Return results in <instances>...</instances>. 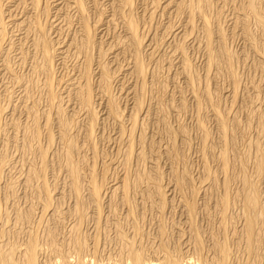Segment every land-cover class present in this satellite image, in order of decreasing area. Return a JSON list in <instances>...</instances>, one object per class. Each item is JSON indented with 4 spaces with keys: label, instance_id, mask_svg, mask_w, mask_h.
<instances>
[{
    "label": "rangeland",
    "instance_id": "rangeland-1",
    "mask_svg": "<svg viewBox=\"0 0 264 264\" xmlns=\"http://www.w3.org/2000/svg\"><path fill=\"white\" fill-rule=\"evenodd\" d=\"M213 1L215 5H213V7H216L214 8L215 13L210 14L214 15H212L214 18L211 16V21H213L211 26L214 30L213 44L215 47L219 45V33L217 32L218 29L215 31V28L221 27L222 35L224 38L226 37L224 44L226 43L225 46L227 49L234 54V76L232 77L226 72L223 66L220 68L214 65L210 67L211 69L206 67L208 56L206 51L207 47H205L206 41L204 42L206 39L205 36L202 37L204 33L200 27L202 26L201 20L196 18L195 23L200 28H196L197 30L186 40V43L184 41V45H187L185 47V49H187L185 50L186 55L190 58L192 66H195L194 68L198 76L195 82L197 86L191 85V83L188 82L189 79L187 80L188 77L186 74L184 72L181 73L182 69L180 70L181 63L179 64V58L177 59L175 56H172V48H170L173 47L177 41L182 40L181 36H183V31H185L184 26L182 29H179V32L184 29L182 31L183 33L173 34L175 35L174 37L178 35L176 38L173 36L170 38L171 34L169 35V33L163 29L164 26H168V23L170 26L174 24L175 26L183 25L181 23H183V21L185 22V17L180 20L179 18H175L173 13L162 16L159 12H156L155 16L152 17V25L150 24L152 29L150 28L151 31L149 29V33L151 32V34L154 33L155 35V31L157 30L156 33L158 32L157 36H159L160 39L163 35L162 38L165 42L172 40V38L173 42L171 46L167 44L159 53L162 58L159 70L157 69L158 74L156 79H154L155 83L152 78H149L151 77L149 70L146 73V78L149 84L152 85H150L151 88L154 87L152 88L153 90L150 88V91L152 90L151 94L153 95L150 93H148V95L146 94V101L144 99L145 104L143 105L145 107L150 106L151 109L150 114L147 115L148 117L145 124L144 142L146 145L141 152L142 155H133L130 160L131 169L137 173L133 179L134 181L141 182L140 185L143 186L138 188V191H142L132 196L134 207H132L133 217L129 220L127 216H125L129 207L126 205L123 206L120 202V192H118L119 195L116 193L117 195L115 194V196L117 197H115L113 194L110 195L107 189L109 184L122 178L125 168L123 162L120 161L119 156L116 154V148H118L117 146L119 145L116 141L118 136L117 129L115 131L116 126L112 125V122L109 123L106 119V121L101 120V118H104L102 115L103 105L97 104L95 106V113L98 112V115L96 114V122H98L95 123L96 127H94V133H96V135L93 134L95 142L94 147L98 150L97 156L95 157V159H97H94L97 167L96 179L98 182L103 181L105 183L106 181V185L108 183L107 186L103 187L104 189L100 197V209H102L101 216L103 217L98 215L97 207L93 205V201H91L93 204L88 201L86 220L80 221L78 224V215L72 211L74 210L73 206L75 205V199L69 188L70 176L67 170H65L66 168L63 165L62 158H58L60 156L57 154V151H59V153L63 151V143L59 137L60 130L57 124L54 123L55 121H53V124L51 123L52 125L50 124V126L45 125L46 114L49 111L46 99L47 96H45L46 93L43 92V86H45L43 81H45L46 78L43 73H37L32 68L33 63L31 59L23 64L21 60V51L18 45H20L24 38L21 40L23 36L20 34V31L18 32L15 22L16 19L12 16L9 17V13H11L9 9H15L17 3L16 0H2L1 10L2 13H4L5 21L7 20L5 23H8L6 27L9 28H6L8 31L5 32V34H8L6 35L8 40L3 41L4 44L2 43L1 46L3 48L0 49V105L3 106H0L2 107L0 116V130L2 129L0 131V155H4L9 162L1 169V171H3L0 176V199L2 200V207H4L3 218L5 219L6 217L5 221L0 219V229L6 224L4 228L7 230L5 236L3 235L4 237L2 236V238H0V246L3 245L2 247L8 248L12 244L22 251V249H25L24 247H26L27 241L30 239L31 235L38 231V241L41 246L38 255L39 264H62L64 259H66L69 264H74L79 258L86 260L89 264H92L93 260V264H127L130 261L127 259L128 257H126V255L128 256L127 251L122 247L123 243L122 245L120 244L122 242L120 237L130 238L133 235V227H137L139 233L143 237L139 244H141L147 252L145 254L146 259H153L155 262H159L158 258L160 252L158 251V247L162 241V245L165 244V249L171 254L177 255L182 264H196L197 262L201 264L203 260L204 262L202 264H213L212 259H216L218 257L215 258V256H219L218 253L214 251L215 245H213V243L215 244L216 241L220 242L229 230L225 235L228 238L229 247L232 248H230L231 256L229 258V263L264 264L263 252L261 255L262 259H260L261 256L257 259L249 257L245 247V240L243 239V242L240 235L244 223V206L242 201L244 174L251 180L254 179V183L256 182L255 185H258L256 187H258V193L260 194L259 196H261L259 199L261 198L260 202L264 209V170L262 169V175L259 174L256 172L257 165L255 164L256 160L263 155V160L262 158L260 159L263 163L262 168L264 167V70L260 66L263 60L262 55L264 54V47L260 46L262 48L259 49V47V52H257L258 49H255L256 47L252 46L253 44L251 45L250 40L248 41L245 37L242 28L240 26L235 27L232 14L239 0H226L227 2L224 1L226 3H223V1L217 2L218 0ZM218 12L221 15H219ZM20 16L21 14L16 17ZM179 21H181V23ZM254 32L260 35V30L258 31L257 29V31L254 30ZM52 36L56 39L54 34ZM9 45L14 47L10 46L13 52L11 51L8 57L10 59L9 62L13 65L14 74L8 73L3 63L5 57L4 52L10 48L8 47ZM163 53L165 56H162ZM144 59L147 60V63L149 62L146 57H144ZM55 61L56 74L58 76L63 71V65L61 64V58L57 57ZM123 63L125 64L126 61ZM149 63L147 64L150 66L149 68H153L154 65L151 64V62ZM123 72L124 74H122ZM123 72H121V74L124 77L120 74L121 80L113 84L112 93L116 96V99H118L117 101L120 108L124 110V113H127L134 105L132 102L134 103L135 101V94L132 93V89L131 91L129 89L133 82L135 84V80H132L133 77H131V75L125 74L124 69ZM126 72L130 74L128 71ZM205 72L208 73L206 74ZM235 75L236 79L234 82ZM16 76L22 77L24 79L23 81L31 86L32 91L35 92V97L33 98L39 101V109L37 112H34L37 113L40 127V142L38 144L35 143V140H32L33 143L30 142L31 138H29L30 134H28L27 129L32 125L31 123H33L32 120L34 119V116L30 113L31 110L28 109L31 100L25 101L23 87L21 83H18ZM128 76L131 79H129ZM122 80L126 81L122 82ZM36 82L38 86H36ZM33 83L36 85H33ZM234 83H237L236 87ZM203 88H209V93L212 92L210 94L213 96H211L210 100L204 99L206 96ZM197 91L200 95L202 93V98H200L203 103L200 111H198L196 105L197 98L195 97L196 94H194ZM159 96H161V98H159L161 101L158 100ZM205 103L209 104L207 105ZM64 105L67 108H65V116L73 115L71 111L72 107H68L66 104ZM151 106H153V109ZM161 106L165 112V123L162 122L163 115L160 111ZM128 108L130 110H128ZM52 114L51 117L55 118L54 112H52ZM215 115H218V117ZM220 117H224L226 123H228L227 127L229 126L227 128L228 133L226 134V141L222 139L223 133L220 128L221 126H219ZM80 118L76 126L72 129L76 138L75 142L79 146L86 140L84 134L86 132L85 120L82 117ZM217 118H219V121ZM200 122L204 125V128L208 130L206 146L210 148L209 151L203 148L205 143L202 139L204 138V131L201 129V126L199 128ZM50 133L55 136H53L54 139L52 142L49 141ZM27 137L30 141H27ZM224 141L227 142L225 144L227 145L226 152L229 162L226 173H223L221 167L222 163L219 159V153L223 149L222 143H224ZM39 144L45 148L49 147L50 149H48L49 154L46 159L47 170L45 172V181L53 199L52 207H49L50 209L45 205L44 193L41 190L38 191L39 188L37 190L35 188L40 185L39 183L42 179L41 165L43 160L39 157V152H36V147ZM258 149H260V152ZM80 151L81 153L78 155V158L83 160V163L82 160H80V162L82 163L83 172L86 173L89 171L88 169L91 163H93V153L92 150L85 145ZM32 152H34V155ZM245 156L247 159H245ZM242 161H244V163L241 165ZM29 167H33L36 170V177L33 181L35 185H32L33 187L27 186L26 183ZM206 167H211L208 168L211 176L207 175L205 171ZM238 173H242L240 174L241 176ZM184 175L185 177H183ZM225 176L226 178L229 177L227 178V188L230 198L233 201H231V212H228L229 220L226 227L227 230H225L226 232L224 231V233L221 229L219 203L224 194L223 180ZM179 180L184 184L183 189H180V187L178 188V186L176 187L180 182ZM146 185L148 187H145ZM8 186H11V191L7 190L6 187ZM82 191L83 195L85 194L88 196L87 189H83ZM184 201L190 202L189 206H185ZM190 205L195 207L192 213ZM58 210H61V216L58 214ZM98 219L100 222H98ZM77 224L79 225L87 246L86 252L84 251L86 255L83 253L85 257H83V254L76 253L74 242L71 240V231L73 227L74 229L76 228ZM192 230L199 233L204 246L203 250L205 251H203V253L205 254H203L204 256H202V259L196 254ZM8 244L9 246H7ZM261 248L263 249V247ZM94 249H98V255L94 252ZM120 249H122V254L121 251H119ZM259 251L261 253L262 250ZM18 254L24 257L22 252ZM18 254H16V257H18L17 259L19 260L21 257H19ZM203 257L206 258L203 259ZM211 257L213 258L211 259ZM23 259L24 258H21L20 260L23 261ZM187 259L190 260L188 261Z\"/></svg>",
    "mask_w": 264,
    "mask_h": 264
},
{
    "label": "bare ground",
    "instance_id": "bare-ground-1",
    "mask_svg": "<svg viewBox=\"0 0 264 264\" xmlns=\"http://www.w3.org/2000/svg\"><path fill=\"white\" fill-rule=\"evenodd\" d=\"M219 1H223V3L227 2L226 0H218L217 2ZM16 3H17V6L15 9H9V12H11L9 13V17L12 16L13 18L16 19L15 22L17 24L16 26H17L18 32L20 31V34L23 36L21 37V40H23L24 38V40L21 41L20 45H18L19 50L21 51V55H22L21 60L23 61V64H24L31 59L33 63L32 68L37 73L38 72L41 74L43 73L46 78V80L43 81V84L45 83L44 84L45 86H43L44 87L43 92H45L46 94L45 93L44 94L45 96H47L46 99H47L49 111L46 114L47 116H46L45 125L50 126V124L53 121H55L54 123L57 124V126L59 127V130H60L59 137L63 143V151L61 153H59V151L57 150L55 151H57L58 156H60V157L58 156L57 157L60 159L62 158L63 165L66 168L65 170H67L70 176V181H69L70 187L69 188L75 199V202H74L75 205L73 206L74 210L72 211H74V213L78 215V218H79L78 224L80 221L82 222L86 220V211L88 208L87 207L88 201L90 202L93 201L94 204L92 202L91 204L97 207V208L96 207L94 208L98 210V215L99 216L102 215L101 214L102 209H100V206H101L100 197H101L102 190L104 189L103 187L108 185V183L107 185L105 184L106 183L105 179H104L105 183L103 181L98 182L96 179V168L97 167L95 163L96 161H94V159L97 156L98 150L94 147L95 142H94L93 134L96 135V133H94L95 131L94 127H96L95 123L98 122V121L96 122V114L98 112L95 113L96 112L95 106L97 104L103 105L102 115L104 116V118H101V120L106 119L107 121H109V123L112 122V125L116 126L115 131L117 129V133H118L116 141L119 143V145L117 146L118 148H116L117 150L116 154L119 156L120 161L123 162L124 168H125V172L123 173L122 178L119 179L118 181H114L111 184H109L107 186V189L109 190L110 195L113 194L114 196L116 193L118 194V192H120L121 197L118 194L120 202L123 204V206L126 205L129 207L125 216H127V219L130 220L133 217V211H132V207H133L132 199L133 198L132 196H135V194H138L140 191H142V190L138 191V188L143 187L142 185H140L141 182L134 181L133 179V177L137 173L134 172L133 169H131L130 160L132 159L133 155L139 156L141 152L144 150L145 145H146L144 142L145 141V124H146V119L148 117L147 115L150 114L151 109H150V106L145 107L143 105L145 104L144 99L146 101V98H145L146 94L147 95L148 93L151 94L153 90L152 88L154 87L153 86L151 88L152 85L149 84V81L146 78L147 77L146 73L149 70L151 74V77L149 78H152L154 82L155 81L154 79H156V76L158 74L157 71L159 70V67L161 64L162 57L159 55V53L167 44L168 46H171V43L173 42V38L172 40L166 39L168 41L165 42L162 38L163 35L161 36V39H160V37L157 36V33H158V32L156 33L157 30L155 31V35L154 33L152 34L151 32L149 33V29L152 27V26L150 27L151 21H153L152 17L155 16L156 12H159L162 16L173 13L175 15V18H179L180 20L181 18L185 17V22L183 21V23H181V21H179L183 25L179 26L178 24L180 23H178L177 24L178 26H175V24L173 26H170L168 23V26L163 25L164 27L163 26L162 27L169 33V35L171 34L170 38L171 36L173 37L175 36L173 34H177V33L180 34L184 32L182 34L183 36H181L182 40L177 41L173 45V47H170V48H172L171 50L172 56H175L177 59L179 58V61H180L179 64L181 63L180 70L182 69L181 73L184 72L186 74L188 78L185 76V74L184 76L187 78V80L189 79L188 82H190L191 85L193 86L196 85L195 82L198 79V76L194 68L195 66L194 67L192 66L190 58L186 55L185 50L187 49H185V47L187 45L186 46L184 45V41L186 43V40L194 33L195 30H197L196 28H200V27L204 33V35L202 34V37L205 36V39H206L204 40L203 38L204 42L206 41V46L205 45L204 46L207 47L206 51L208 53L206 67L210 68L211 66L215 65L216 67L221 68L223 66L226 72H228L233 77L234 76L233 74H235L233 72L234 54L231 53L229 49H227V47L225 46L226 43L224 44V40H226L225 39L226 37L224 38V36L222 35L221 27H219L220 29L215 28V31H217L216 29H218L217 32L219 33V40H220L219 45L215 47L213 44L214 30L211 26V23L213 22L211 21V16L213 14L212 15L210 14L215 13L214 8L216 7H213L214 1L213 0H16ZM1 8H2V0H0V49L3 48L1 47L3 41L8 40L6 37V35L8 34H5V32L8 31L6 28H9V27H6L8 23H5L7 20L5 21L4 13H2ZM17 10H18V13H17ZM20 14H21L20 17H16L17 15H20ZM232 15L231 16L233 17L235 27L240 26L242 28V31L245 37L248 39V41L250 40L251 45L253 44L252 46H255L256 47L255 49H258L260 46L264 47V0H239V2L235 5ZM196 18L201 20L202 26L199 27L196 25L195 23ZM183 26H184L185 31H183L184 30L183 29V30H180L181 32H179V29L180 28L182 29ZM257 29L258 31L260 30V35H257L255 34L256 32H254V30L257 31ZM53 34L56 36V39L53 38L52 36ZM10 46L13 47L12 45H9L8 47ZM11 47L8 48L7 51L5 52L3 50L1 51L4 52V56H5L3 60L5 70H7L8 73L10 74H14L13 72L14 70L12 68L13 65H11V63L9 62L10 59L8 58L12 51ZM261 48L262 47H260L259 49ZM259 49L257 52H259ZM162 56H165L164 53L162 54ZM262 56H263L262 58L263 60L261 59L262 63L260 66L264 70V54ZM57 57L61 58V61H62L61 64L63 65L62 66L63 71L58 76L56 74V66H55V62H56L55 59ZM144 57H146V59H148L149 62H151V64L154 65L153 68L151 69L149 68L150 66L147 65L149 62L147 63L146 62L147 60H145ZM124 61H126L125 64L123 63ZM123 69L125 70V74L131 75V77L134 78V79L132 78V80H135V84L133 82V84H131L132 86L129 87L130 91L132 89V93L135 94L134 95L135 101L134 103L132 102V104L134 105L132 108H130L131 110L128 108V110L130 111H128L127 113H124V110L120 108L118 101H117L118 99H116V96L112 93L113 84L121 80L120 77L122 74H124ZM126 71H128L130 74H128ZM121 72L123 73L121 74ZM16 79L18 80V83H21V86L23 87V92H24L23 96L25 98V101L27 102L31 100V103H32V104L30 103L29 106L27 104V106L29 107L28 109L31 110V112L30 111L29 112L32 114V116H34V119L32 120L33 123H31L32 125L30 124L31 126L29 127V129H27L28 134H30L29 138H31V141L28 139V137H27V141L29 140L30 142H32V140H35L36 141L35 143L38 144L40 142L39 141L40 140V127H39V120L37 117V113H34V112H37L39 109L38 108L39 101L33 98L35 97L34 95L35 92L32 91V88L30 85H27L23 81L24 79L22 77L16 76ZM129 79L131 78L129 77ZM235 79H236V75L233 80L234 82H235ZM124 81L122 80V82ZM34 83L33 85H36ZM237 83H234L235 87L237 86ZM36 86H38V83ZM150 88L152 89L151 91H150ZM208 89L209 88H205L203 90L206 96L204 97L203 95V97L204 99L206 98V100L208 99L210 100L211 96H213L210 94L212 92L209 93ZM197 92L194 94H196L195 95V97L197 98L196 105L198 107V111H200L202 107V103H203L201 99L202 93L200 95L199 92L198 93ZM159 98H161V96L158 97V100H160ZM63 102L68 107H72L71 111L73 112L72 113L73 115H68V116L66 115L67 117L65 116L64 112H65L66 107L63 104ZM159 103H162V102H159ZM153 106H151V108ZM2 107H0V116L2 113V109H1ZM160 111L162 112V115H163V118L161 117L163 119L162 122L165 123L166 121L165 114H164L165 112L162 106L160 107ZM52 112H54L55 118L51 117ZM215 116L218 117V115H215ZM80 117H82L85 120V127H86L85 128L86 132L84 133L86 140L84 143H82L81 146L76 144L75 142L76 138L72 132L73 127L76 126L78 119ZM217 120L219 121V118H217ZM219 123L218 125L221 126L220 128L223 133L222 139L225 140L227 138L226 134L228 133L227 132L228 131L227 128L229 127V126L227 127L228 123H226V119H224V117H220ZM0 124H1V117H0ZM200 126H201V129H203L204 131V134H203L204 138L202 139L204 140L205 143H204L203 148L204 150L209 151L210 148L206 146L208 130L204 128V125L201 122H200L199 128ZM53 136L54 135L50 133L49 141L52 142V140L54 139ZM225 141L224 143H222L223 149L221 148L222 150L219 153V159L222 163L221 167H222L223 173L227 172V166L229 163L228 155L226 152L227 145L225 144L227 142ZM32 143H29V144H32ZM84 145L89 147V149H91L93 153L92 155L93 163H91V166L88 169L89 171H87L86 173L83 172V167L81 166V164L83 163V160L81 158L80 159L78 158V155L81 153L80 150L83 149ZM36 148H37L36 152L37 151L39 152L40 154L39 157L42 158L41 160H43V163L41 165L42 179L39 183L40 185H38L35 188L36 190L39 188L38 191L41 190L44 193L43 197H44L45 205L49 208L53 204L52 203L53 199L50 194V189L48 188L46 181H45V178H46L45 172L47 170L46 159L48 158L47 155L49 154L48 151L50 149L49 147L45 148L41 146V144L37 145ZM259 150L260 149H258V151ZM32 153L34 155V152ZM260 158H262L263 160V155ZM260 158L256 160L255 164L257 165L256 172L262 175L261 172L264 170V167L262 168L263 163L261 162L262 160ZM245 159H247L246 156H245ZM80 160H82V163L80 162ZM7 162H9V160L7 161L5 156L4 155L2 156L1 154L0 155V176H1V172L3 171V170L1 171V169L3 168L5 164H7ZM243 163L244 161H242L241 165ZM208 168H211V167H206L205 171L207 172V175H210ZM35 177H36V170L33 167H29L28 175L26 178L27 186L35 185L33 183ZM183 177H185V175ZM227 178L225 176L223 180L224 181L223 182L224 183V186H223L224 194L221 199L219 198L220 199V203H219L220 213L219 212L218 213L221 214L220 223H221V229L223 230V232L227 230L226 227H227V223L229 220L228 212L231 210V206H232L231 201H233L230 198V194L227 188V182H228ZM253 180L254 179L251 180L250 178H248L247 175L246 176L245 174L243 175L244 190L242 191V201H243V206H244L243 208V218H244L243 222L244 223L242 225V231H241L242 233L240 232L241 233L240 235H241L242 241L243 239L245 240V247H246V251L248 252L247 254L249 255V257L257 259L262 255V252L264 253V250H263L264 249V209L260 202L261 198L259 199V197L261 196H259L260 194L258 193V189H257L258 187H256L258 185L257 184L255 185L256 182L254 183ZM179 181L180 182L179 184L176 185V187L178 186V188L180 187V189H183L184 184L182 183L181 180ZM145 187H148V186L146 185ZM6 188L9 191L12 190L11 186H8ZM83 189L88 190L87 192L88 196H86L85 194L83 195L82 193ZM184 203H185V206L187 205L189 206L190 204V202H185V201ZM190 207L192 208L191 209V213H192L195 207L192 205H190ZM3 208L4 207H2V200L0 199V219H2V221L3 220L5 221L6 217L4 216L5 219L3 218V215H4ZM60 211L58 210L59 215H60ZM195 212H196V209H195ZM98 222H100L99 219H98ZM78 224L75 229L74 227L73 229L71 227L72 229L71 240H73L74 242L76 253L82 255L84 251L87 249V246L85 243L84 236L82 235ZM4 226L2 229H0V238H2L3 235L5 236V233L7 232ZM133 230H134L133 235L130 238L120 237L122 241L120 244L122 245L123 243L122 247L127 251L128 256L126 255V257H128L127 259H129L130 261V262L128 261L129 263L127 264H182L180 258L177 255H173L170 252H168V250L165 249V244L162 245V241L158 247L159 249L158 251L160 252V256L158 258L159 262H155L153 259H146L145 254L147 252L141 246V244H139L141 239H143V237L139 233V230L137 227H133ZM37 232L31 235L30 239L27 241L26 247H24L25 249H22V251H20L19 250L20 248L18 249L17 246L15 245L11 244L9 246L8 244L7 246L9 247L5 248V247H2L3 245L1 244L2 246H0V264H21V261H22L20 260L21 258H24L22 261V264H39L38 255L40 253L41 246L38 241ZM191 232L195 240L194 246H195L196 254H198L199 255L198 257L202 259V256H204L203 254H205L203 253V251L205 250H203L204 246L200 239L199 233L193 230ZM225 235H224V238L220 242L216 241L215 244L213 243V245H215L214 251L218 253L219 255V256H215V258L218 257L216 259L211 257V259L212 258L214 259V260L212 259L213 264L214 263L215 264H231L229 263V260H230L229 258L231 256V251H230L231 247H229L228 238ZM261 247H263V249ZM122 249H120L119 251H121ZM97 250L98 249H96L94 252L97 253ZM259 250H262L261 253ZM19 252H22L24 257H21L22 255H19L18 254ZM16 254H18L19 257H21L19 260L17 259L18 257H16ZM84 254H83V257H85L86 255ZM121 254H122V251H121ZM262 256H264V254ZM262 256L260 257V259H262ZM205 258L203 257V259ZM93 261H92V264H93ZM203 262L204 260L201 262V264ZM62 264H69V262L66 259H64ZM74 264H89V263H87L86 260L79 258L77 262ZM196 264H199V263L197 262Z\"/></svg>",
    "mask_w": 264,
    "mask_h": 264
}]
</instances>
